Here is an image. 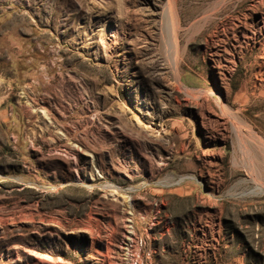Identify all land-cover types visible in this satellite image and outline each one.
I'll list each match as a JSON object with an SVG mask.
<instances>
[{
	"label": "rangeland",
	"instance_id": "rangeland-1",
	"mask_svg": "<svg viewBox=\"0 0 264 264\" xmlns=\"http://www.w3.org/2000/svg\"><path fill=\"white\" fill-rule=\"evenodd\" d=\"M263 233L264 0H0V264H255Z\"/></svg>",
	"mask_w": 264,
	"mask_h": 264
},
{
	"label": "crops",
	"instance_id": "crops-1",
	"mask_svg": "<svg viewBox=\"0 0 264 264\" xmlns=\"http://www.w3.org/2000/svg\"><path fill=\"white\" fill-rule=\"evenodd\" d=\"M252 230L257 231L259 230V223L252 224ZM263 245L260 246L259 243L257 244H249L248 250H251L252 253H256L257 261L255 264H264V233L262 235Z\"/></svg>",
	"mask_w": 264,
	"mask_h": 264
}]
</instances>
